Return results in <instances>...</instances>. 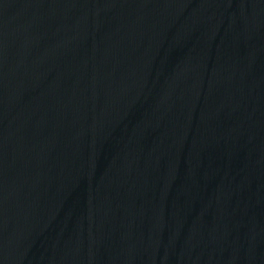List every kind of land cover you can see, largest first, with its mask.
Here are the masks:
<instances>
[{
    "label": "water",
    "instance_id": "1",
    "mask_svg": "<svg viewBox=\"0 0 264 264\" xmlns=\"http://www.w3.org/2000/svg\"><path fill=\"white\" fill-rule=\"evenodd\" d=\"M0 264H264V0H0Z\"/></svg>",
    "mask_w": 264,
    "mask_h": 264
}]
</instances>
